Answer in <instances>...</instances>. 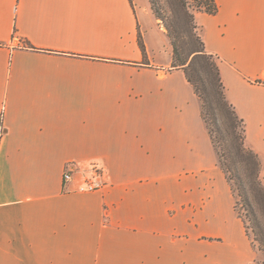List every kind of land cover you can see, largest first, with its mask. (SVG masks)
I'll return each mask as SVG.
<instances>
[{
	"label": "crops",
	"instance_id": "crops-1",
	"mask_svg": "<svg viewBox=\"0 0 264 264\" xmlns=\"http://www.w3.org/2000/svg\"><path fill=\"white\" fill-rule=\"evenodd\" d=\"M216 2L198 33L264 181V0ZM173 61L150 0H0V264L260 263Z\"/></svg>",
	"mask_w": 264,
	"mask_h": 264
},
{
	"label": "trees",
	"instance_id": "trees-1",
	"mask_svg": "<svg viewBox=\"0 0 264 264\" xmlns=\"http://www.w3.org/2000/svg\"><path fill=\"white\" fill-rule=\"evenodd\" d=\"M189 0H179L182 5V12H179L177 9L172 10L171 14L165 16L159 8L156 7L155 0H150L152 9L160 21V23L166 29L173 46V67L181 68L185 71L186 77L191 82L195 88L196 93L198 94L201 103H202V116L206 122L208 130L210 132L212 141L216 150L218 152L219 163L226 174V177L229 181L235 180L236 185L239 189V196H244L246 202L249 204L248 212L250 210V217L252 218V226L248 225V228L252 231L254 235V240L258 244V249L264 252V225H262L260 219L257 216L254 207L249 202L248 199V189L240 180V176L238 173L235 174V178L232 176V169L228 162H232L231 152L227 150H222L217 145V142H220L215 137V130L211 127L208 119L207 112V96L206 91L201 90L200 85L207 82L212 86L214 92H216L217 96H219L218 105H223L225 109L228 110V113L233 119V136L232 141L235 144L236 153L241 157L244 166L246 167L247 176L251 178V191L255 193L261 192L264 196V183L261 177V161L258 154L250 149L246 145L245 139V127L244 121L239 118L237 115L233 105L228 101L225 93V87L222 81L220 68L217 60L214 59V55L209 53L206 50L205 43L198 33V26L195 21V12L196 11H204L209 14H216L218 12V4L216 0H193L195 2L194 5H189ZM183 20L186 25V34L183 33V30H178L175 24ZM181 38H189L192 41H196L197 47L191 49V51H187L185 48H182L178 43V37ZM139 42L142 49L145 51V46L142 41L141 35L139 36ZM189 52V53H187ZM209 85V86H210ZM241 124L243 125L241 128ZM240 128V131L238 130ZM224 138V137H223ZM229 139L224 138L225 142H228ZM259 209L261 211V215L264 218V204L262 202L259 203Z\"/></svg>",
	"mask_w": 264,
	"mask_h": 264
},
{
	"label": "rangeland",
	"instance_id": "rangeland-1",
	"mask_svg": "<svg viewBox=\"0 0 264 264\" xmlns=\"http://www.w3.org/2000/svg\"><path fill=\"white\" fill-rule=\"evenodd\" d=\"M156 7L159 8V10L165 15L169 16L172 12V10H178L179 12H182V5L180 4L179 0H155ZM189 5H194L195 2L193 0H189ZM176 28L178 30H183V33L186 34V25L183 22V20L178 21L175 24ZM178 43L182 48H185L187 51H191V49L197 47L196 41H192L189 38H181L178 37ZM187 52V53H189ZM215 60H217V57H214ZM218 61V60H217ZM209 83L205 82L200 85L201 90L206 91L207 96V112H208V119L211 127L215 130V137L220 140V142H217V145L219 148H222V150H227L231 152V160L232 162H228L231 169H232V176L235 178V174L238 173L240 176L241 182L246 186L248 189V199L249 202L254 207V210L257 213L258 218L260 219L262 225H264V218L261 215V211L259 209V203L262 202L264 204V196L261 192H256L257 196L254 192L251 191V183L252 180L250 177L247 176V170L244 166L242 159L240 156L237 155L235 144L231 140L233 136V119H231L228 110L224 108L223 105H218L219 103V96H217L216 92H214V89H212V86ZM243 125L241 124L240 128ZM240 128L238 130L240 131ZM229 139L228 142L224 141V138ZM220 164V163H219ZM228 180V179H227ZM264 183V181H263ZM228 188L230 189V192L234 199V210L237 215V217L240 218V221L242 223V229L244 233L246 234L247 242L252 247L254 251L259 255L260 260L258 262L264 263V252L260 251L258 249V244L254 240V235L252 231L248 228V225L252 226V218L250 217L251 213L250 210L248 212V203L245 200L244 196H239V189L236 185L235 180H228ZM264 188V186H263ZM252 223V224H250ZM259 263V264H260Z\"/></svg>",
	"mask_w": 264,
	"mask_h": 264
},
{
	"label": "built area",
	"instance_id": "built-area-1",
	"mask_svg": "<svg viewBox=\"0 0 264 264\" xmlns=\"http://www.w3.org/2000/svg\"><path fill=\"white\" fill-rule=\"evenodd\" d=\"M2 135V131H0V137ZM101 173L100 170L97 168V166L93 167L92 175L89 177H86L84 182L80 186V191L82 192H92L99 189H102L104 187V182L100 179ZM73 178L72 170L67 169L64 172V181L69 182Z\"/></svg>",
	"mask_w": 264,
	"mask_h": 264
}]
</instances>
